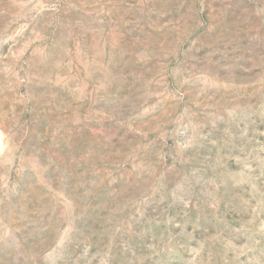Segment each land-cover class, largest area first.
<instances>
[{
  "label": "rangeland",
  "instance_id": "1",
  "mask_svg": "<svg viewBox=\"0 0 264 264\" xmlns=\"http://www.w3.org/2000/svg\"><path fill=\"white\" fill-rule=\"evenodd\" d=\"M0 264H264V0H0Z\"/></svg>",
  "mask_w": 264,
  "mask_h": 264
}]
</instances>
